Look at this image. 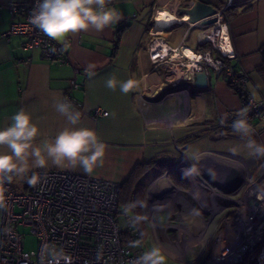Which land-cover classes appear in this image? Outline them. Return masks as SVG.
Wrapping results in <instances>:
<instances>
[{"label": "crops", "instance_id": "obj_1", "mask_svg": "<svg viewBox=\"0 0 264 264\" xmlns=\"http://www.w3.org/2000/svg\"><path fill=\"white\" fill-rule=\"evenodd\" d=\"M9 1L0 0V129L9 126L11 117L24 109L31 114L43 134L37 138L39 143L65 126V119L53 108V98L69 95L75 109L82 113L79 126L94 129L106 145L104 164L94 169L93 176L122 184L137 163L160 159L176 161L181 158L187 161L192 155V152L188 154L190 149L226 155L207 156L208 160H204L212 162L218 169L237 166L228 161L229 156L247 160L252 158L242 147L236 153L230 151L243 142L231 127L218 126L219 120L229 112L237 116L240 111L239 98L223 75L217 76L209 69L208 86L201 91L202 94L192 93L186 107L181 99L159 96L148 100V93L165 76L160 66H153L146 49L154 16L158 10H164L180 19L185 15H180V12L189 7L192 0H112L109 6L120 11L123 19L102 32L90 29L71 34L66 41L67 59L62 62L47 60L41 57L38 49L26 48L25 39L20 35L4 38L3 33L8 30L12 20L4 7ZM214 1L226 6L228 32L236 54L231 63L247 76L248 94L249 86L259 83L262 88L256 99H264V80L256 71L261 63L259 47L264 44V0ZM175 25L185 27L180 39L171 44L168 38ZM194 28L197 27L191 26L188 21L178 20L160 30L168 46L177 47L183 41V45L188 47L187 41ZM194 39V46L189 48L202 49L197 44L196 36ZM89 65H94L92 70L95 75L92 77L86 72ZM113 75L117 81L131 79L137 87L128 94L121 93L119 87L112 91L105 86V81ZM72 81L75 86L71 84ZM96 107L107 110L108 115L93 117L90 111ZM179 111L185 120L181 118L173 126H168V121L175 118ZM255 126L259 136L254 135V139L264 142V121L255 120ZM200 137L208 138L210 148L195 142ZM258 161L264 164V158ZM207 162L202 161L204 166L208 165ZM51 169L85 174L79 168L72 170L50 166L40 170ZM190 180L192 185H198L195 179ZM161 186L162 190H159V184L157 187L153 185L155 189L148 193H161L164 189ZM171 186L174 188L167 192L169 195L163 201L165 206L168 204L167 212L181 213L184 217L196 203L200 204L190 194L191 190L182 194V186ZM176 191L178 194H175ZM196 218H190L193 225L186 221L168 228L179 232L190 228L199 230L201 225Z\"/></svg>", "mask_w": 264, "mask_h": 264}, {"label": "built area", "instance_id": "obj_2", "mask_svg": "<svg viewBox=\"0 0 264 264\" xmlns=\"http://www.w3.org/2000/svg\"><path fill=\"white\" fill-rule=\"evenodd\" d=\"M204 1L216 11L208 17L213 19L209 25L188 21L199 28L196 39L202 49H192L194 58L182 51L183 41L177 47H170L161 31L152 32L154 16L146 49L153 66H160L165 76L148 93V100L159 96L175 98L185 105L192 93L202 94V90L191 83L194 72L211 69L217 76L223 75L235 91L240 110L248 108L249 123L255 130L254 135L259 136L255 120L264 121V99H251L246 91L247 76L231 63L236 54L228 32L226 6H219L212 0ZM34 4L35 0H10L4 5L12 17L8 30L3 33L4 38L20 35L25 39L24 46L38 49L41 57L66 61L67 45L50 39L30 24ZM71 84L75 86L73 81ZM65 97L71 101L69 95ZM90 114L105 117L108 111L96 107ZM181 118L183 114L179 111L167 125L173 126ZM235 118V114L229 112L219 120L218 126L229 128ZM199 153L202 158L198 181L205 192L210 190L206 214H210V222L215 226L210 257L205 264L238 263L246 258L264 264V164L253 157L247 160L229 156L228 161L237 166L216 170L215 164L204 160H208L207 156H222L209 151ZM187 161L180 166L179 163L174 165L183 177L182 169L191 163ZM202 161L208 165L204 166ZM209 168L216 180L208 177ZM231 169L238 172L239 182L226 185L225 178ZM33 171L41 177L46 176V182L35 187L26 183L22 191H16L13 183L5 185L7 209L0 210V264H130L142 254L130 246V241L137 240L135 228L128 224L127 218L128 225L123 228L117 222L118 214L122 213L118 202L121 183L64 170ZM22 227H28L36 238V249L25 251Z\"/></svg>", "mask_w": 264, "mask_h": 264}, {"label": "clouds", "instance_id": "obj_3", "mask_svg": "<svg viewBox=\"0 0 264 264\" xmlns=\"http://www.w3.org/2000/svg\"><path fill=\"white\" fill-rule=\"evenodd\" d=\"M111 4L112 0H35L29 22L50 39L66 46L71 34L90 29L102 32L118 24L123 15L115 7H110ZM93 68L94 65H89L86 69L89 77L95 75ZM105 86L112 91L119 87L123 94H128L137 87L133 80L117 81L114 75L105 81ZM261 88L259 83L249 86L252 100L257 98ZM53 108L65 119L66 124L62 130L41 139L39 143L37 138L43 134L31 114L24 109L11 117L9 126L0 129V210L7 209L5 185L12 183L14 178L26 181L32 187L42 181L46 182L47 177H41L33 171L34 169H46L50 166L72 170L79 168L90 175L94 169L103 166L106 145L94 129L79 126L82 113L75 109L67 97H54ZM231 129L243 143L230 151L236 153L242 147L250 157L264 158V142L254 139L255 130L249 123L247 107L237 113L231 123ZM201 158L202 154L198 150L192 152L189 158L190 166L182 170L186 179L201 176V169L198 167ZM207 174L212 180H216L212 169L209 168ZM193 198L198 199L199 193H193ZM147 207V200L138 198L123 204L121 210L129 225L136 228L148 220L146 212L141 213L136 209ZM163 208L164 205L160 202L153 204L156 211ZM200 215V209L193 207L184 218L190 219ZM130 246L140 247L141 240L130 241ZM165 260L166 255L161 247L156 245L138 255L130 264H165Z\"/></svg>", "mask_w": 264, "mask_h": 264}, {"label": "rangeland", "instance_id": "obj_4", "mask_svg": "<svg viewBox=\"0 0 264 264\" xmlns=\"http://www.w3.org/2000/svg\"><path fill=\"white\" fill-rule=\"evenodd\" d=\"M183 13H185V12L183 11ZM182 14H180V15H182ZM179 18H181V17H179ZM178 20H180V19H176V21H178ZM182 21H186V20H182ZM154 23H156V22L154 21ZM174 23H171V25H173ZM184 27H185V25L173 26V30L171 31V36L168 38L169 43L174 44L180 39L181 34L184 31ZM197 30H199V28H194L190 32V37L187 41V44L189 46H194V41H195L194 38L197 34ZM195 142L198 144H202V146H207L206 148H210L209 147L210 142L208 141V138L205 139V138L200 137L197 140H195ZM191 152H193L192 149H190V152L188 151V154H190ZM209 152L215 153L214 151H209ZM217 155L224 156L221 153H219ZM183 156L187 157L186 155H183ZM184 162H186V159L182 160V158H181L179 160H176L173 162L172 167L174 168V165L176 163H179V166H180ZM213 168L218 170V168L216 166H213ZM174 170L176 171L175 168H174ZM162 176H164V178H166L171 184H175V183H173L172 179L170 178V175H168L167 170L163 171L162 173L159 172V174H158V172H152V173L145 174L141 179V183H143V190L141 191V197L143 200H147L148 207H147V209H139L138 208V209H136V211L141 212V213L146 212L148 215V220L145 222H142L141 224H139L135 228L136 233H137L136 238L141 240V246L136 248L137 252L143 253L144 251L149 250L150 248H152L156 245H159L161 247V249L163 250V253L166 255L165 264H197L207 254H208L207 260H208L210 257L211 241L214 237L215 226L212 228L209 227L208 230H206L207 229L206 228L205 229L206 232H205L204 236H202L203 239L199 236L198 237L199 239L197 238L196 241H193L192 243L189 242L191 247L189 249H186L185 241H182L180 239V238L183 239L184 237L180 236L179 230L170 229L168 227L171 225L177 226L178 223L186 222V221H189L190 224L193 225L194 222L191 219H184L183 220L184 217H182L183 215L181 213L176 212V214H175V213H173V211H168V212L166 211V209H167L166 206H168V204L165 206V203H163V201L166 199V196L169 195V193L163 192V193H159L156 195L152 194V193L151 194L148 193V191H150L151 189L152 190H153V188L155 189V187H153V185L156 187L158 186L156 184L157 180L159 178H161ZM208 177L211 179L210 176H208ZM183 180H184V182L187 183V186L181 187V189L184 191L182 194H185L186 192L190 191L192 185L190 184L191 182L188 179H186L185 177H183ZM12 183H13L14 189L16 191H22L23 189H22L21 185L26 184V181H21L19 179H16V180H13ZM158 184H159L158 189L162 190L161 184L160 183H158ZM175 185H177V184H175ZM196 186L198 187L197 184H196ZM190 193H192V192L190 191ZM198 193H199V198L197 199V201L200 204L198 205L195 202L196 203L195 207L200 209L201 216H202L201 218H203L202 221L205 223L207 221V225L201 224V229H199V230L197 229L196 231L193 230L194 235L192 236V238H196L197 235L199 234V232L203 230L204 226H211L212 224H214L213 221L210 222V217H211L210 214H208V213L206 214L204 212V211H206L205 209H207L209 207V204L207 201V195H210V190L207 189L206 192H203V190H201ZM175 194H178V192L176 191ZM187 195L188 194H186V196ZM189 198L190 197L188 196V199ZM190 201H191V198H190ZM156 202H160L161 204L164 205L163 210L156 211L153 209V204ZM120 206H122V205H120ZM175 210H178V208H176ZM121 212H122V210H121ZM125 218L126 217L122 213L118 214V216H117V222L121 228H123L125 225L127 226L129 224V223L127 224V221L125 220ZM196 220H198V222H199L200 216L197 217ZM21 231L24 233V236H25V239H24L25 251H28L30 249H36L37 241H36V238L29 232V228L28 227H22ZM141 233H143V235H141ZM170 240L173 243L178 242L181 246H183L184 247V254L179 255V253L175 252L174 250L170 251V249H169V245H170L169 241ZM207 260L205 261V263L207 262Z\"/></svg>", "mask_w": 264, "mask_h": 264}, {"label": "trees", "instance_id": "obj_5", "mask_svg": "<svg viewBox=\"0 0 264 264\" xmlns=\"http://www.w3.org/2000/svg\"><path fill=\"white\" fill-rule=\"evenodd\" d=\"M217 4L214 0H212ZM219 5V4H218ZM221 6V5H219ZM226 9V8H225ZM159 28L154 27L153 33L160 32ZM259 53L261 56V63L257 66L256 71L264 80V44L259 47ZM247 91V90H246ZM174 160L171 159H160V160H150L142 163H137L132 169L128 178L121 184V188L118 193V202L119 205H123L127 202L134 201L136 199H142L141 191L143 190V183L141 179L145 174L152 172L162 173L165 170H168L169 175L171 176L172 181L180 186H187V183L178 175V173L172 169ZM208 254L204 256L197 264H205ZM231 264H256L254 261H250L247 258L238 263Z\"/></svg>", "mask_w": 264, "mask_h": 264}, {"label": "bare ground", "instance_id": "obj_6", "mask_svg": "<svg viewBox=\"0 0 264 264\" xmlns=\"http://www.w3.org/2000/svg\"><path fill=\"white\" fill-rule=\"evenodd\" d=\"M187 13H185V15L183 17L180 18L179 21L181 20H186V21H189L190 20V17L189 15L186 16ZM176 19H178L177 17H175L173 14H170L168 13L167 11H164V10H158L157 13L155 14V22L154 23V27L156 28H164V27H170L171 23H174L176 21ZM182 51L185 53V55L191 57V58H194L195 55H194V51H192L191 48L183 45L182 47ZM174 57V56H173ZM172 57V58H173ZM52 170V169H51ZM54 170V169H53ZM183 170V169H182ZM183 172V171H182ZM190 182L191 180L188 179ZM195 180L198 182V187L192 185L191 186V192L195 193V192H199L200 190H204L205 189L202 187V185L200 184V180L198 181V177L197 179L195 178ZM158 183L162 184L165 188L163 189L164 191H161V193L163 192H168L170 191L171 189H173L174 187L171 186L170 182L164 178V176H162L161 178H159L157 180V185ZM192 184V183H191ZM158 190V189H157ZM159 191V190H158ZM180 191V190H179ZM191 195H193L192 193H190ZM207 211V209H205ZM202 216L200 215V225L201 224H205L207 225V221L206 223L202 221L203 218H201ZM198 221V220H197ZM214 224H212L211 226H204L203 230L199 232V234L197 235L196 238H192V236L194 235L193 233V228H190V229H183L182 231L180 230V236L181 237H184L183 239L180 238L182 241H185V245H186V249H189L191 246H190V243H192L193 241H196V239L200 236L202 239L206 232V230H208V228H212ZM183 227V226H181ZM207 228V229H206ZM198 228H196L195 230H197ZM206 229V230H205ZM192 230V231H191ZM203 234V235H202ZM186 236V237H185ZM171 238V237H170ZM199 239V238H198ZM172 240V239H171ZM171 240L169 241V249L170 251L171 250H174L175 252H178L179 255L180 254H184V247L181 246L178 242H171ZM201 240V239H200ZM171 242V243H170ZM190 242V243H189ZM168 250V249H167Z\"/></svg>", "mask_w": 264, "mask_h": 264}, {"label": "water", "instance_id": "obj_7", "mask_svg": "<svg viewBox=\"0 0 264 264\" xmlns=\"http://www.w3.org/2000/svg\"><path fill=\"white\" fill-rule=\"evenodd\" d=\"M215 8L206 3L203 0H192V3L187 7L184 12L190 17L189 22L199 21L202 25H209L213 22V19L208 18L215 13ZM183 12H180L182 14ZM209 73L206 69L195 71L192 75L191 83L197 89L203 90L208 86ZM238 181V172L235 169H231L227 177L225 178L226 185H233ZM156 195V194H155Z\"/></svg>", "mask_w": 264, "mask_h": 264}, {"label": "flooded vegetation", "instance_id": "obj_8", "mask_svg": "<svg viewBox=\"0 0 264 264\" xmlns=\"http://www.w3.org/2000/svg\"><path fill=\"white\" fill-rule=\"evenodd\" d=\"M185 107L187 106V104L184 105Z\"/></svg>", "mask_w": 264, "mask_h": 264}]
</instances>
